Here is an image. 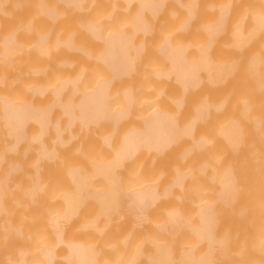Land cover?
<instances>
[{
  "label": "rangeland",
  "instance_id": "1",
  "mask_svg": "<svg viewBox=\"0 0 264 264\" xmlns=\"http://www.w3.org/2000/svg\"><path fill=\"white\" fill-rule=\"evenodd\" d=\"M185 1L187 0H182L183 3ZM195 1V14L189 26V31L182 30L174 36L171 35L173 41L182 42L188 48L189 55L205 40L207 35L205 34V26L215 20L216 8L221 5L223 0ZM225 1L231 2H229L231 6L228 14L229 20L227 17L229 23L226 24L228 26L225 27L222 34L220 31L213 37L208 53V61L212 67L210 73L213 72L215 67L214 62L230 61L225 76L221 78V76L215 77L214 75L210 79L209 73L205 70L202 71L199 84L193 87L189 94L183 95V110L174 109L178 121L185 123L187 118L190 119L187 116L193 112L194 105L202 99L209 100L210 105H213L211 104L213 102H222V107L220 105L219 109L214 106L210 108V106V109L205 111L204 118L194 125V136L205 135L210 142L201 150H189L191 137L187 136L190 139L178 140L167 152L162 154L163 156L159 160H155L152 156L149 158L148 154L143 153L138 160L132 162L131 166H123L118 169L120 174L118 182L121 181L120 184L124 191L150 183V180H153L151 183L157 181L158 190L162 191V188L165 189L172 181L171 176L175 174L174 167L178 165L179 171L189 169V172L185 171L188 173L186 174L185 189H173L170 195L164 197L162 201L160 200L149 209L142 221L135 222L134 218L126 215L123 206L117 204L110 206L109 213L111 215L106 217L102 213L101 207L96 203L97 206L94 203L95 201L92 202L88 195L91 194V191L100 192L99 190L103 191L105 189L106 192L110 189L106 177L103 175L93 176L95 173L94 168L98 164L101 165L102 161L107 163L109 159H112L111 152L107 151L102 143V138L107 134L111 135V148L112 146L115 147L119 143L118 137L121 132L124 133L126 132L125 129L127 130L128 127L135 125L133 123L136 120L139 122L141 113L143 115L148 108L154 105L170 109L169 106H175L171 101L172 97L181 96V93L177 92L173 86L167 85L165 81H158L153 78L152 71L155 69L153 67L162 65L157 60L156 53L161 40L170 33V30L168 32L167 30L172 29L177 20L185 17L182 8L167 3L164 14L169 19L164 21L160 17V25L155 24V28L158 25L159 27L154 28L152 31L153 39L146 40V53L149 59L143 62L137 61L133 74L113 89L110 101L112 109L120 105L121 93L127 87L134 92L135 98L129 115L117 125L114 129L115 132L112 131V126L106 123L88 129L77 126L71 129L74 136L65 145L52 143V134L47 133L44 141L56 148L55 151H58V154L55 153L58 156L56 155L57 157L55 156L54 160H46L45 166L42 162L39 163L40 167L38 166L37 170L39 168L41 172L36 170L40 178L37 177V179L41 180V184L44 182L46 184H43L40 194H38V191L35 193L36 196L33 195L34 200L26 192L33 184L32 179L33 181L36 179V175L32 173V170L36 169L33 168L35 165L30 161L35 154V146L32 144V146L27 147L26 144H23L19 146L14 155H11L5 147L7 137L0 120V191L2 195L1 202L3 203L0 210V220L2 219L3 223L5 221V225L1 221L0 225L7 227L6 224L10 222L14 227L16 226L15 228L20 227L19 230H21L19 236L20 231L17 236L13 232L9 234L12 237L14 236L12 238L5 234L9 230L6 231L7 228H1L0 226V264H22L14 261L19 257V251L21 250L27 252L25 254V264H41L38 257L39 250L43 245L50 246L52 243V233L50 234L52 228L49 225L51 223L49 220L63 209V195L73 191L71 190L73 184L69 179V172L73 168L89 176L83 182L85 185V200L74 208L75 212L73 210V215L68 221L61 222L62 231L66 240L67 238L74 241L81 239L85 245L92 246L96 251L95 260L98 262L97 264H103L106 260L109 264H159L152 254L155 248V245L153 246L154 242H158V246L162 243L164 247L170 248L171 264H181L178 260L181 249H184V251L185 249L189 250L190 254L197 259H202L204 255L207 257L206 252L209 249L207 242L197 239L189 227L196 225L195 210L196 206L199 205L198 203H202V201L208 203V200L213 204L215 236L225 237V240L227 237L228 239L227 243L225 241L221 245L223 247L225 244L223 248L217 243L211 246V253L208 255V258L214 260L213 262L210 259L211 264H261L263 262L261 258L259 263L257 262V255H260L257 252L261 249L264 250V204L262 203L264 202V29L260 33H256L257 35L254 33L256 36L248 32L249 36L243 37L237 45L232 42L230 36L233 26L240 22L245 29L244 33L249 31L251 19L261 10L263 11V6L258 2L259 0ZM105 2L106 0H89L83 9L84 14L81 18L75 17L70 12H63L56 27L52 24L49 25L40 16L36 8L32 9L25 6L21 12H12L9 7H4L2 14L5 19H0V36L7 33L17 35V42L25 49V52L19 57L15 55L12 72L8 64H0V98H4V96L14 100L27 98L28 86L38 83L39 85L43 84L42 87L47 90L43 95L39 94L34 100L29 94L28 101L46 106V103L48 104L50 101V88L54 86L55 82L61 81L60 79L64 80L67 77L75 78L82 69H84V73L81 89L85 91L88 88L90 89V86L103 73L102 69L96 66L97 59L94 58L98 44H92L93 46L89 47L90 38L84 31L77 32V26L85 25V22L91 20L103 24L100 26V30L104 33L110 31L113 26H121L126 30L129 28L131 12L134 9L132 7L130 11L125 13L122 10V4L118 5L119 2H117L116 6L118 8L115 13H118L117 17L119 16V18L115 19L114 22L105 21L101 23L99 19L102 18L101 15L106 10L107 4ZM47 6L52 7L48 3ZM174 10L176 15L169 16L168 12ZM19 14L24 15L22 20L20 18L16 19ZM213 16H215L214 19ZM103 18L102 20H104ZM10 19H14L13 24ZM29 26H31V31L28 30ZM41 33L52 35V43L57 39L60 41L64 39L65 41L66 37L69 39L74 38L75 46L82 50L85 49L91 57L89 59L84 57L76 59L68 53H60L52 60L54 66L51 68L43 66L44 63L37 64L43 71H46V73L37 74L33 71L37 66L31 50H33L35 41ZM68 38L66 40H69ZM257 56L262 59V61L259 59L260 62L258 61L257 64L256 73L258 75L254 73L256 68H254L253 62L255 60L252 59ZM62 63L70 64L71 69L61 70ZM21 76H30V78L22 83L20 82ZM59 117L60 113L58 111L50 113L51 121ZM231 119H235L240 126V139L236 147L227 148L225 143L223 145L224 141L217 134V127L219 128L222 123L224 125ZM34 129H36V126L32 127V123H29L26 128L28 132ZM100 144L101 146L103 144L102 148ZM115 149L112 148V150ZM11 158L18 159L20 173L16 177L6 179L8 168L7 166H1V164L4 161L7 164L10 163ZM201 165L204 166L203 169H200ZM224 167H227L226 169L232 168L231 171L235 173L234 178H236L237 186L227 199V203L221 206V203L215 199V192L218 186L216 185L217 178L221 175L220 173L224 170ZM211 174L215 176L214 181H211V178L209 179ZM129 187L131 188L129 189ZM172 209H178L181 217L180 220L172 224V230L175 232L173 236L169 233L171 231L166 229V226H171L166 217L167 212ZM160 224L164 226L161 227ZM61 250H64L63 246L56 247L57 256L54 264H65L60 258L62 255L60 254ZM263 255L262 252L261 257Z\"/></svg>",
  "mask_w": 264,
  "mask_h": 264
},
{
  "label": "bare ground",
  "instance_id": "2",
  "mask_svg": "<svg viewBox=\"0 0 264 264\" xmlns=\"http://www.w3.org/2000/svg\"><path fill=\"white\" fill-rule=\"evenodd\" d=\"M165 1L166 0H117V1L110 0L109 2V0H106L105 2L107 4V6L105 7L106 10L103 13L104 16L101 15L102 18L104 17L103 18L104 20L100 18L99 21L101 20L100 22L104 23L105 21L110 20L109 18H112L113 12L118 8V6H116L117 2H119L118 5L122 4V8L127 7L131 2H133L132 7L134 9H132L131 17H130L131 30L132 31L134 30L135 21L139 17H141L142 20L145 21L143 27L150 28L151 26H153V21L152 19L149 20L147 18V15L144 14L143 11L149 10L150 15H156L157 7L159 6V4H163ZM195 2H196L195 0H190V1L187 0L182 4V6L185 7L187 10L185 12V17L181 20H178L173 25L172 29L169 28L167 30V32L170 30V33L164 36L158 47L161 48L164 45L165 47L167 46L168 51H170L168 52L169 55L167 54L166 56L168 62L166 60L163 66L157 64L159 67L157 66L153 67L155 69L152 71L153 78L157 79V77L161 75L171 76L172 79L178 81L181 84L183 89H185L190 82L196 83L198 79L201 78V75L199 74L200 69H203V71L204 70L207 71L209 73L210 79H212L214 75L215 77L221 76V78H223L230 63V61H223V60L216 61L214 62L215 67L213 68V72L210 73L212 67L208 61L209 51H207V48H209L212 43L213 37L220 31L222 34V32L225 30V27L228 26V25L226 26V24L229 23L227 22V17L229 20L228 14L231 7L230 1L224 2L223 0L221 5L217 6L216 8L217 14L216 13L214 14L216 18L215 16H213V19L215 18V20H213V22H209L210 24H207L205 26L206 30L204 29L206 31L205 34H207L206 35L207 38L205 37L203 43L197 46V49L192 53L193 55L191 54L192 56L189 54L186 55L185 45L182 42L177 43L173 41V39H171V35L172 36L176 35V33L179 30L184 29L190 24V20H191L190 18L195 14V8L191 7V4ZM258 2L261 4V6H263V11L261 10L259 13H257V15H255V17L253 15L254 18L251 19L252 21H250L249 24L250 27V29H248L249 31L244 33L245 29L242 27L241 22L233 26L230 36L232 37V42L234 44L236 45L239 44L243 39V37H247V35L249 36V34H247L248 32L249 33L251 32L253 33L251 35L256 36L264 29V0H259ZM168 13L169 16H172L175 14V10L170 11ZM161 17L163 18L162 20L164 21L169 19V17L165 14L161 15ZM84 24L85 25L83 24L82 25L86 27V31L88 32L89 35L96 38L97 40H101L100 44L96 43L98 44V48L96 50L95 56L92 54V56H94L95 59H98L100 61H103L105 58L108 57L106 55L107 54L106 52L110 50L109 48H111L109 52L110 53L113 52L114 49L111 46L113 45L111 44L112 41L114 40L116 41L118 38H119L118 40L121 41L122 37L124 38L127 37V35H129V33H127L128 29L125 30L121 26L120 27L113 26L110 29V31L106 33L102 31L103 32L102 33L100 30L101 29L100 26H102L103 24L101 25L100 23L94 21L92 22L91 20L90 22L88 21L85 22ZM132 31L130 33H132ZM254 33L257 34L255 35ZM42 34L43 33H41V35H38L39 37H37L38 39L35 41L36 50L33 53L35 58V63L37 66L33 71L37 74H41L44 72L46 73V71H43V69L40 68L37 64L47 63L48 61H52L54 58L60 55V51L56 49V47L60 44H67V41L69 42V40H66V38L68 37L65 38V41L64 39H62L63 41L57 39L52 43L55 49L49 51L48 47L46 46L47 43L45 42V36L47 34H43V35ZM9 37L10 34L7 33L1 36L0 38L1 39L0 58L1 56H3L4 53L9 52ZM118 40L116 41V43L118 42ZM119 43L117 44L114 43V45H118ZM127 45L128 43H126V45H124L123 47L126 48ZM137 45H139V43H137L135 46ZM117 47L118 46H116V48ZM118 50L119 49H117V51ZM120 53L122 54V51ZM121 54H119L120 55L118 57L119 59L121 57ZM126 54L128 55V53H124L123 58H128L127 62L129 64L127 63L128 66L124 64L126 68L124 66L123 67L128 72L130 71V69L133 70L135 67L134 64L132 66V62H133L132 54H129V56H127ZM111 55L114 54L113 53L109 54V57H111ZM256 58H258L257 61ZM129 59L132 60L129 61ZM252 59L256 61L253 62L252 60L253 64L256 66V67L254 66V68H256L254 69L255 70L254 73L258 75V73H256L257 64L259 59L260 61H262V59L258 56L255 57V59L254 58ZM106 61L107 59L104 60V63ZM122 68L121 71H124ZM114 69L116 70V68ZM77 76L78 75H76L75 78H77ZM75 78L67 77L64 78V80L60 79L61 81L58 80L59 82L58 81L55 82L54 86L50 88V93H49L51 94L50 101L48 104L46 103V106L45 105L42 106L40 105V103H38L39 105L37 103L34 104V102L31 103L30 101H28L29 99L25 97L23 99L22 98L21 99L18 98L17 100L15 99L16 101L11 98L10 99L7 97L5 98V96L4 98L3 97L0 98V120L2 122V125L5 127L4 132H6L8 136H11V140L10 141L8 140L6 142L5 147L9 149L18 145L21 142H25L27 144L30 143L29 144L30 146H32V144L35 146V151H34L35 154L33 155L34 158L32 157L30 161H32L36 166L33 167L36 169L34 170L35 172L32 170V173L36 175V177L34 176L36 178L34 179V181L36 180L38 181L34 182L32 179L33 184H31V187H29L30 189L26 192L29 193V195H31L30 196L31 198L33 197V195L36 196L35 193L38 191H39L38 194H40L42 192L43 184H46V182L44 181H43L44 183L42 184L40 183L41 180L39 181L40 178L36 172L37 167L38 166L40 167L39 163L41 162V160H49V161H51L52 159L54 160V157L58 154V151L57 152L55 151L56 148L54 146L53 148L50 144L48 145L46 144L47 142L44 141L47 133L52 132L51 133L52 143L65 145L74 136V132L71 130H62V126H66L67 128H69L74 122L77 121L79 125L84 129H88L89 127L99 125L101 123H106V124H110L112 126V129L114 130L119 124V121L123 117L129 115L131 107L135 102V98L133 94L134 92L128 87L125 90L123 88L124 91H122L121 95L124 97L125 102L120 100L119 101L120 105L112 109L111 105L106 103V97H105L106 85L109 78L103 74L100 77H98V79L96 78L97 80H95V83L92 84V86H90L91 87L90 89L86 88L87 89L86 91L81 89L80 97L76 101L70 102L69 98L65 96L64 98L63 96L60 98V93L64 83L67 80L73 81ZM37 84L36 85L34 84L33 86H28L29 88L32 89L33 94H42L45 90H47L46 88L42 87L44 86L43 84L40 85ZM10 97L15 98L13 96ZM171 100L175 104V106L173 107L172 105L169 106L172 109L171 108L168 109V107L165 109L164 106L160 107L158 105H154L148 108L147 109L148 111L146 110L145 111L146 113L144 112L143 115L141 113L139 117L140 119L138 118L139 122L136 120L137 122L135 121L133 123L135 125L130 126V128L128 127L129 129L127 128V130L125 129L124 131L126 132L124 131H123L124 133L121 132L120 134L121 137L120 136L118 137L119 143L118 145H116L117 147L112 146V148H116L115 150H112L113 152V154H111L112 159L111 160L109 159V162L107 161V163L105 162L103 163L102 161L103 164L101 163V165L96 163L98 165L94 168L95 173L93 174V176L103 175L104 177H106L109 181L110 189L106 192L105 189H103V191L99 190L100 192L91 191V194L88 195L87 193V195L89 199L91 198L90 200H92V202L95 201L94 203L95 204L97 203L101 207V211L106 217H109L111 215L109 213L110 206L117 204L123 206L124 211L127 213L126 215L134 218V221L138 223L142 221L143 217L147 215L149 209L152 206L157 204L160 200L162 201L164 197L170 195L173 189H185L186 187L185 180L187 176L186 174H188L186 172L189 169L187 171L186 169L185 170L181 169L182 171L181 170L179 171L178 165L177 167H174L175 174L171 176L172 181L169 182L170 183L169 186L166 184L167 186L165 187V189L162 188V191L158 190L157 181L151 183V181L153 180H150V183H146L143 185H140V183H138L140 186L135 185L136 187H133L134 186L133 185L132 186L133 188L129 187V189L131 188L129 191L128 190L124 191L122 185L118 182V178L120 176V174L118 173V169L122 168L129 160L134 159L141 152L144 154H148L149 158L153 155L160 156L163 153L167 152L171 148V146L178 141L177 139L180 138L181 136L191 137L189 150L190 149L201 150L205 148V146L210 142V140L207 139L205 135L198 137L193 135L194 125L197 121L204 118L205 111H207L208 109L213 108V106L216 109L217 108L219 109L220 105L222 107V102L217 101L216 103L215 102L211 103L213 105H210L209 100H206L204 98L201 101H199L198 104L194 105V107L192 108L193 112L187 116L190 117V119L187 118L186 119L187 121L185 123H180L176 117L177 116L176 110L174 109H177L175 107H178V105L181 102V99L179 97H172ZM51 106H58L61 109L62 113L66 114V120L64 119L60 121L58 118H56V120H53L52 123L49 124L51 125L52 130L48 132L46 127L48 126V112ZM242 111L245 113L243 109ZM28 120L32 122V127L36 126V129L30 130L31 132L30 131L26 132L24 130V126ZM238 126L239 124L236 122V120L231 119L228 120L227 123H225L224 125L222 123V126H219V128L217 127L218 129L217 134L224 141L223 145L225 143V146H227V148H234L237 146L238 141L240 139L239 138L240 126L239 127ZM85 131H89V130H85ZM110 141H111V135L109 134H107V136L102 138V143L104 144L105 148L106 146H109V148H111ZM179 164L182 165L181 163ZM203 168L204 166L201 165L200 169ZM226 168L227 167H224L223 168L224 170L221 171L220 173L221 175H219V177L217 178L218 180L216 184L218 186L215 192V199L219 203H221V206L227 203V199L235 191L237 186V181L235 182L236 178H234L235 173L231 171L232 168L231 169L229 168L226 169ZM8 169L10 171V169L13 168L10 167ZM38 170H40L39 172H41V169L38 168ZM37 177L39 179H37ZM88 177L89 176L78 172L77 169L74 168L69 172V179L73 184L71 186L73 187L71 190L73 191L70 190L71 193L69 192L63 195L64 198V205H62L64 206L63 209L58 214H56V216L55 215L54 217L51 216L52 218H50L49 220L51 222V223L49 222L50 223L49 225L52 228V232L50 230V234L52 233L51 235L52 243L51 244L49 243L50 246L43 245L41 249L39 248L40 250L38 252L39 253L38 257L40 259L39 261L41 262V264H54L57 256L55 251L57 246L64 247V250L63 251L61 250L60 252V254H62L60 258H62L65 264H97L98 263L95 260L96 251L94 250V248L92 246L89 247L84 243H82L81 239H79V241L78 240L74 241V240H69L67 238V240H69L67 241L64 237L61 226V222L68 221L73 215L74 208H76L78 204L82 203L85 200V194H84L85 185L83 182L85 181L84 179ZM214 177H215L214 174L213 175L211 174V176H209V179L211 178L210 180L214 181ZM177 196L179 197V194ZM1 200L2 199L0 196V209H2L3 206ZM262 203L264 204V202ZM198 204L199 205L196 206V210H195L196 218H197L196 219L197 221H195L196 225L195 226L191 225L189 229L193 232L194 236L197 239L205 240L207 242L209 249L207 250L206 253L210 255L211 253L210 248L213 244L217 243V245L221 246L225 241H226L225 243H227L228 239L226 237L225 240V237L223 235L222 236L224 238L215 236V232H214L215 220H214V211H213L212 202L208 200V203L207 201L205 202L202 201V203L199 202ZM166 218L171 223V226H166V229L168 231H171L169 233L171 236H173L175 232L172 230V224L181 219L180 214L178 213V209L169 210L167 212ZM0 221L3 223L2 219ZM4 223L3 225H5ZM8 223L6 224L7 227L0 225L1 228L2 227L7 228L6 231L9 230L8 233L6 232L5 234L9 235L13 232L16 233L17 236V234L20 231V233L18 234L19 236L21 234V230H19L20 227L15 228L16 226L14 227V225ZM159 226L163 227L164 225L160 224ZM1 231L3 230L1 229ZM154 245H155L154 252H153V248H152L153 253L151 252L155 257L154 259L157 260L159 264H171L172 259L170 257V250H169L170 248L164 247L162 243L161 245L158 246V242L156 243L154 242L153 246ZM223 247H225V244ZM223 247L221 246V248ZM180 251H181V255L179 254L180 257L178 256L179 257L178 260L181 264H211L210 261L211 258L210 257L208 258V255L207 257H205L204 255L202 259H197L193 257V255H191L190 251L187 249H185V251L184 249L183 250L181 249ZM260 251L257 252L258 254H260L257 255L258 257L257 262L259 263V259L261 258L263 259L262 260L263 262L262 261L260 262H262L261 264H263L264 255L261 257V253L262 252L264 253V250H262L261 253ZM26 253L27 252L23 250L19 251V257L16 258V260L14 261L25 264ZM104 262L103 264H109L107 263V260L105 263Z\"/></svg>",
  "mask_w": 264,
  "mask_h": 264
},
{
  "label": "crops",
  "instance_id": "3",
  "mask_svg": "<svg viewBox=\"0 0 264 264\" xmlns=\"http://www.w3.org/2000/svg\"><path fill=\"white\" fill-rule=\"evenodd\" d=\"M88 1L89 0H0V19H2V20L5 19V16L2 14L4 7H9L12 12L13 11L21 12L22 9L25 6H27V7L32 8V9L36 8V10L39 12L40 16L43 17L49 25L52 24L54 27H56L58 24V21L62 17L63 12H70L75 17L81 18L84 14L83 9H84V7ZM115 1H117V0H115ZM47 3L49 5H52V7L47 6ZM167 3L173 4V6H175V7L178 6V7L182 8L184 10V12L187 11L186 8L182 6V4H183L182 0H166L163 4H159V6L157 7V14L156 15H150L149 10L148 11L144 10L143 13L147 15V18L149 20L152 19L153 26H151L150 28L143 27V24L145 21H143L142 18L139 17L135 21V26H134L133 31L131 30L130 23H129V26H128L129 28H128V30L126 29L128 31L127 33H129V35L126 34L127 37H124V38L122 37L121 41H119L118 40L119 38H118L117 43L120 42L118 45H114V43L117 44L116 43L117 40L112 41L111 44H113V45H111V46L114 49V50L112 49L113 50L112 53L115 56L111 55V57H109V54H112L109 52L111 50V48H109L110 50L109 49H108L109 51L107 50L109 53L106 52L107 53L106 55L109 57V59L106 56L107 58H105V59H107V61L105 63H104L105 59L103 61H100L97 59L96 66H98L100 69H102V71H103L102 74L109 78L107 85H106V96H105L107 104L110 105L111 94H112L115 86L120 85V83L124 79L131 76L133 74V72L135 71V68L133 70L130 69V71H128V72L125 69L126 67L124 66V64L126 66H128L129 63L127 62L128 58H123L124 53H128V55L126 54L127 56H129V54H132L133 62L132 61L131 62H132V66L134 64V67H135V64L137 61L143 62V61H147L149 59L148 54L146 53L147 52L146 51V40L147 39L148 40L153 39L152 31L156 27V25H155L156 23L160 25V17H161V15H163L165 13L164 9H165V6L167 5ZM132 4H133V2H131L127 7L123 8L122 10L125 13H127L132 8V6H133ZM194 4L195 3H192L191 7L194 8ZM95 10L99 11L97 9H95ZM117 14L118 13H115V11H114L112 18H109L110 20H108L107 22H114L115 19H118L119 16L117 17ZM175 15H176V11H175V14L172 15L171 17H173ZM19 18L22 20L24 18V15H22V14L17 15L16 19H19ZM190 19H191L190 20V24H191V22L193 20V16ZM10 20L13 24L14 19H10ZM158 20H159V22H158ZM190 24L187 27H185L184 29L179 30L178 32H180L182 30L185 32H188ZM28 30L31 31V26L28 27ZM82 31H84L86 33V35L91 40L90 44L88 45L89 47L93 46L92 44H96V43L100 44L101 43V40H97L96 38H94L88 34L85 26L84 27L82 25L77 26V32L81 33ZM131 31H132V33H130ZM0 38H1V36H0ZM17 38H18L17 35H10V37H9V52L4 53L3 56H1V58H0V64H8L11 72L13 71L14 64H15V55H17L19 57V55H22L25 52V49L22 48L18 44ZM52 41H53L52 35L47 34L45 36V42L47 43L46 46L48 47L49 51L55 49L54 45L52 44ZM74 43H75V39L70 38L69 42L67 41V44H60L56 47V49H58L60 51V53H68L71 57H75L76 59H82L83 57L86 59H89L91 57L89 52H86L85 50H82L81 48L75 46ZM126 43H128V45L126 46V48H124L123 46L126 45ZM137 43H139V45L135 46ZM116 46H118V47L116 48ZM117 49H119L118 50L119 52L117 51ZM0 50H1V44H0ZM35 50H36V46H34L33 50H31V52L34 53ZM121 51H122V54L120 53ZM166 51H167V53H166ZM207 51H209V48H207ZM168 52H170V51H168L167 46L165 47V45L162 46L161 48H158V51L156 53V58L160 63H162V66L165 64V62L167 60L166 56H167ZM185 53H186V55L189 54L187 47H185ZM119 54H121L120 59L118 58L120 56ZM130 60H132V59H129V61ZM167 62H168V60H167ZM116 63H117V65H116ZM43 66H47L48 68H51L54 66V63L52 61H48L47 63H44ZM114 68H116L117 71ZM121 68L124 71H121ZM60 69L64 70V71L70 70L71 66H70V64H63V66H61ZM202 71H203V69L199 70L200 75H201ZM83 73H84V69L81 70V72L79 73L77 78H75L73 81L67 80L64 83L62 90H61V93H60V98L62 96L64 98V96H65V97L69 98L70 102H74L80 97V89L82 86ZM29 78H30V76H21L20 82L23 83V82L27 81V79H29ZM200 79H198V81L196 83L190 82L186 86V88L183 89L181 84L178 81L172 79L171 76L161 75V76L157 77L158 81H165L167 85L173 86L177 92L179 91L181 93V96L179 97L181 99V102L178 105V107H176V108H179L180 110H183V95L189 94L191 89L199 84ZM28 90L29 91H27V99L29 98V96H28L29 94H31V97L33 100H34V98L38 97L39 94H33L31 88H28ZM44 93H45V91L42 93V95ZM66 95H68V96H66ZM120 100L125 102L124 97L122 95L120 97ZM31 103H33V102H31ZM172 103H173V101H172ZM55 111H58L60 113V117L58 118L60 121H62L64 119L66 120V114L62 113L61 109L58 106H51V108L49 109V112H48V126L46 127L48 132H50V129L52 130L51 125H49L52 123V121L50 119V113H53ZM126 117H123L119 121V123L122 122V120L125 119ZM29 123L31 124L32 122L28 120L24 126V130L26 132H28V130H26V128H27ZM1 124H2V122H1ZM77 126H80L78 121L74 122L69 128H67L66 126H62V130H71L72 128H76ZM4 130H5V127H4ZM71 131H73V130H71ZM112 131L115 132L116 130H112ZM65 134H66V132H65ZM5 136L7 137V141L11 140V136H8L6 134V132H5ZM180 138L181 139H187L189 137L181 136ZM180 138H178L177 140H179ZM23 144H26L27 147H30V145H29L30 143L27 144V143L21 142L12 148H9V149L6 148V149H7V151L10 152L11 155H14L17 152L19 146H22ZM106 148H107V151L112 152V149L109 148V146H106ZM111 154H113V152ZM142 154L143 153L141 152L134 159L129 160L124 166H131L132 162L138 160ZM161 156H163V155H160V156L153 155L152 157H154L155 160H159L161 158ZM41 162H42L43 166L46 165V160H41ZM1 166H7V168H10V167L13 168V169H10V171H9V169L6 170V176H5L6 179L16 177L18 175V173H20V169H19L20 165L18 163L17 158H11L10 163H8V164L4 161L1 164ZM120 183H121V181H120ZM0 196H2L1 191H0Z\"/></svg>",
  "mask_w": 264,
  "mask_h": 264
}]
</instances>
